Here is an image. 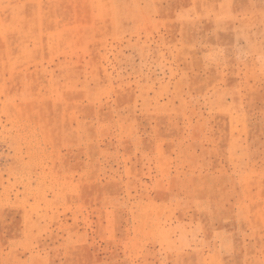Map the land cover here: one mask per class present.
Wrapping results in <instances>:
<instances>
[{
    "label": "rangeland",
    "instance_id": "1",
    "mask_svg": "<svg viewBox=\"0 0 264 264\" xmlns=\"http://www.w3.org/2000/svg\"><path fill=\"white\" fill-rule=\"evenodd\" d=\"M0 264H264V0H0Z\"/></svg>",
    "mask_w": 264,
    "mask_h": 264
},
{
    "label": "crops",
    "instance_id": "2",
    "mask_svg": "<svg viewBox=\"0 0 264 264\" xmlns=\"http://www.w3.org/2000/svg\"><path fill=\"white\" fill-rule=\"evenodd\" d=\"M247 11H248V12L245 11V12L242 13V14H243V15H244L245 13H247V14H251V15L259 14V13H258V10L255 11L254 9H252V10H247ZM258 46H259V45H258ZM258 46H257V47H258Z\"/></svg>",
    "mask_w": 264,
    "mask_h": 264
}]
</instances>
